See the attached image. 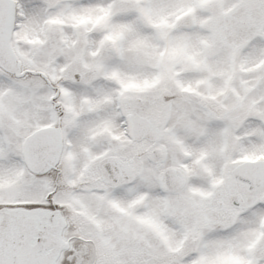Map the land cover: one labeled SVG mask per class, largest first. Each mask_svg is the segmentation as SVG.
Wrapping results in <instances>:
<instances>
[{
    "label": "snow or ice",
    "instance_id": "obj_1",
    "mask_svg": "<svg viewBox=\"0 0 264 264\" xmlns=\"http://www.w3.org/2000/svg\"><path fill=\"white\" fill-rule=\"evenodd\" d=\"M0 264H264V0H0Z\"/></svg>",
    "mask_w": 264,
    "mask_h": 264
}]
</instances>
